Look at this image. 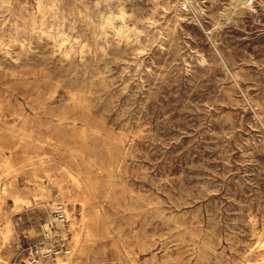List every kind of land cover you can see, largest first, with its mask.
Wrapping results in <instances>:
<instances>
[{
    "label": "rangeland",
    "instance_id": "1",
    "mask_svg": "<svg viewBox=\"0 0 264 264\" xmlns=\"http://www.w3.org/2000/svg\"><path fill=\"white\" fill-rule=\"evenodd\" d=\"M0 264H264V0H0Z\"/></svg>",
    "mask_w": 264,
    "mask_h": 264
},
{
    "label": "built area",
    "instance_id": "2",
    "mask_svg": "<svg viewBox=\"0 0 264 264\" xmlns=\"http://www.w3.org/2000/svg\"><path fill=\"white\" fill-rule=\"evenodd\" d=\"M68 222L67 206L63 201L53 204L52 215L43 227L41 239L34 245L35 254L41 258L54 252L55 243L58 237L57 228L64 227Z\"/></svg>",
    "mask_w": 264,
    "mask_h": 264
},
{
    "label": "bare ground",
    "instance_id": "3",
    "mask_svg": "<svg viewBox=\"0 0 264 264\" xmlns=\"http://www.w3.org/2000/svg\"><path fill=\"white\" fill-rule=\"evenodd\" d=\"M76 176V175H75ZM79 179V178H78ZM60 195V194H59ZM85 219V218H84Z\"/></svg>",
    "mask_w": 264,
    "mask_h": 264
}]
</instances>
